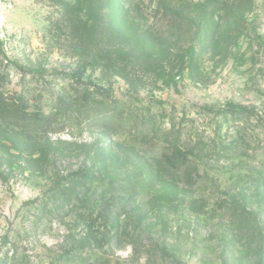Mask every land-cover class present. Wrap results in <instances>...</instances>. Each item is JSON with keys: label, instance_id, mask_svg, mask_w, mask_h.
Instances as JSON below:
<instances>
[{"label": "rangeland", "instance_id": "obj_1", "mask_svg": "<svg viewBox=\"0 0 264 264\" xmlns=\"http://www.w3.org/2000/svg\"><path fill=\"white\" fill-rule=\"evenodd\" d=\"M102 1L0 0V102L24 95L49 113L83 92L64 76L79 61L63 7L107 21ZM143 8L127 34L154 69L134 83L84 76L92 91L113 84L120 102L104 108L121 131L78 101L60 132L0 115V264H264V0ZM176 140L190 160L165 175L155 159Z\"/></svg>", "mask_w": 264, "mask_h": 264}, {"label": "trees", "instance_id": "obj_2", "mask_svg": "<svg viewBox=\"0 0 264 264\" xmlns=\"http://www.w3.org/2000/svg\"><path fill=\"white\" fill-rule=\"evenodd\" d=\"M107 1L113 16L111 18L108 17L107 21L103 16L95 12H92L90 18L81 17L75 13V10H73L75 7L72 6L71 2H66L63 7L62 18L72 27V40L74 42L77 40L74 43L75 45H73L79 61V66L70 73H64V76H69L74 84L84 87L85 90L80 92L76 89L69 96L66 92L60 93L55 99L56 105L52 106L53 111L49 113L41 110L28 111L30 98L20 95L12 103L8 101L0 102V115H8L23 121L26 124L23 126L25 128L30 124H35L47 131L60 132L65 128L63 124H66V121L60 123L58 120L59 113L77 112L72 107L75 105L74 102L78 101V104L83 106L82 109L78 110V113L81 110H86L88 113L92 109L96 111L95 123L97 125L112 129L114 132H119L123 129L124 123L116 110L110 109L109 112H106V108H104L105 104L114 107L120 102L113 84L109 82L108 87L95 85L92 91L87 87L88 84L84 77L85 73L90 66H92L93 70L100 67L102 68L103 76L122 77L128 82L132 81L134 83L137 80H142L144 77L143 73H147L149 67L151 69L154 68L148 64L149 61L145 63L149 52L146 51L142 44L136 42L135 35L137 33L135 32L133 35L127 34L128 28L133 27V23L130 20L143 17L144 0H121L120 5L114 0ZM89 2L94 7L103 1L89 0ZM96 8L100 9L99 7ZM90 19L91 21H89ZM143 41V39L140 40V42ZM104 99L109 102L106 103ZM226 110L230 111L235 117L258 115L254 108L228 106ZM81 113L83 114V111ZM260 119L264 121V117ZM190 155L191 153L183 149L179 141L176 140V142L163 147L155 161L161 172L170 176L180 170L183 164L189 162Z\"/></svg>", "mask_w": 264, "mask_h": 264}]
</instances>
